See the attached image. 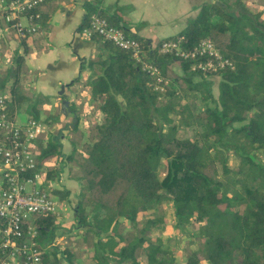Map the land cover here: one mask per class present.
Returning <instances> with one entry per match:
<instances>
[{
  "label": "trees",
  "instance_id": "trees-1",
  "mask_svg": "<svg viewBox=\"0 0 264 264\" xmlns=\"http://www.w3.org/2000/svg\"><path fill=\"white\" fill-rule=\"evenodd\" d=\"M97 11L124 30L113 16ZM178 36L184 37L187 48L210 38L232 66L215 72L195 70L194 61L160 52L161 42L139 38L146 58L170 78L161 93L155 90V78L135 63L129 51L95 36L101 52L90 61L93 73L84 84L102 113L101 121L80 132L77 116L67 128L79 140L67 155L63 129L36 146L38 169L64 155L70 174L78 168L81 198L76 226L96 239L82 254L68 241L62 249L54 244L44 251L45 264H81L84 257H92L96 264H176L167 240L160 236L166 232L165 216L145 215L159 210L164 201L172 203L176 227L195 228L192 235L199 248L191 250L186 264H264L263 12L252 10L244 0H211ZM26 53L27 49L16 50L8 66L0 67V93L10 95L8 111L14 118L25 98ZM46 99L35 96L36 103ZM197 100L203 108H196ZM36 106L30 116L41 119ZM193 128L190 136L178 134ZM226 153L235 155L237 167L229 166ZM237 174L244 181L224 180L236 179ZM51 192L61 194L60 201L69 194L55 188ZM110 193H116L113 205L102 200ZM86 194L89 204L84 203ZM56 220L55 215L37 217L40 244L54 243ZM125 222L131 225L128 233L121 229ZM154 232L158 235L153 237Z\"/></svg>",
  "mask_w": 264,
  "mask_h": 264
},
{
  "label": "crops",
  "instance_id": "crops-1",
  "mask_svg": "<svg viewBox=\"0 0 264 264\" xmlns=\"http://www.w3.org/2000/svg\"><path fill=\"white\" fill-rule=\"evenodd\" d=\"M210 1L49 0L36 10L40 14L37 20L38 31L25 39L18 36L13 29L5 30L3 22H0V67L8 66L7 62L16 50L23 53L24 49H27L22 91L25 96L28 95L31 102L28 106L23 101L20 105L23 107L22 111L28 118L32 106L37 105V110L44 116L43 119L48 117V122L44 121L46 132L36 143L48 139L53 130L63 129L66 135L61 142L63 152L67 155L72 150V140H79L78 135L68 131L69 124L78 116V128L80 132H86L102 119L101 111L92 101L90 87L84 84L93 73L90 61L97 59L101 51L98 49L99 40L96 37L85 38L82 29L88 25L90 16L98 13L97 9L106 16H113L127 34L157 44L182 34L189 21L198 15L203 4ZM244 1L252 10L262 11L264 15V0ZM19 20L24 25L30 23L25 16ZM81 76L84 78L82 81L72 84ZM63 85L66 97L60 94ZM216 89L218 91L217 85ZM37 94L48 99L36 103ZM66 99L68 104L64 102ZM72 108H75L76 112L72 113ZM57 114L59 119L54 120L53 117ZM44 167L47 174L51 169L55 170L53 175L47 176L46 182L50 188L69 191L66 201L61 202L65 204L66 212H72L74 203L80 199V184L71 176L66 156L50 159ZM74 218L76 219V215ZM64 221L67 223H63L62 227H68L66 229L70 234L76 235L79 231L76 225L74 230L72 225L69 227L70 219L67 215L62 216L55 231L60 244L64 238L60 237L62 231L59 227Z\"/></svg>",
  "mask_w": 264,
  "mask_h": 264
},
{
  "label": "built area",
  "instance_id": "built-area-1",
  "mask_svg": "<svg viewBox=\"0 0 264 264\" xmlns=\"http://www.w3.org/2000/svg\"><path fill=\"white\" fill-rule=\"evenodd\" d=\"M49 0H0V22L5 30H15L18 36L27 37L38 31L40 18L36 8ZM29 20L24 25L19 18ZM87 39L100 36L116 46L129 51L135 63L155 78V90L163 93L170 84L162 70L146 58L142 42L111 24L99 13L90 16L82 29ZM183 36L161 42L160 52L173 53L185 60H192L193 68L203 72H215L232 66L210 38L203 39L192 48L183 46ZM8 93H0V264H45L44 251L54 243L42 245L36 219L55 215L57 222L66 213L65 204L49 190L44 189L47 180L45 165L38 169L36 146L46 132V124L29 116L24 121L11 117L8 111ZM51 190V188H50Z\"/></svg>",
  "mask_w": 264,
  "mask_h": 264
},
{
  "label": "rangeland",
  "instance_id": "rangeland-1",
  "mask_svg": "<svg viewBox=\"0 0 264 264\" xmlns=\"http://www.w3.org/2000/svg\"><path fill=\"white\" fill-rule=\"evenodd\" d=\"M0 60L2 61V59H0ZM80 78H81L80 81L84 79L83 76H81ZM217 80L218 79L216 78L215 81H217ZM216 85H217L216 83H215V85H213V93H215L216 96H217L218 95L217 94L218 91H216L217 90L216 89ZM20 91H21V89H20ZM30 102H31V99L26 94L23 103L25 105L30 106ZM194 105L196 106L197 109L203 108V106H204V104L201 101H199V100L195 101ZM22 108L23 107L21 106L20 109H19V112H18V116H17L18 119H19V121H24V120L27 119V115H26L25 112L22 111ZM43 118H44V116H41V119L40 120L46 121ZM57 130H59V128L53 130V132H55ZM194 131H195L194 128L193 129H189V130H180L178 134H179V136H186V135L190 136V135H192V132H194ZM75 138H77V137H75ZM46 140L47 139H45V141H41L40 142V145L43 142H46ZM75 142H76L75 140H72V146H73V144ZM227 155L228 154L226 153V156ZM261 157H262L261 159L263 160L264 159V156L261 155ZM228 161H229V166L230 167H232V168L237 167V165H238V159L235 157L234 154L230 153L228 155ZM165 171H166V166L163 163V165L160 168V175L162 177L165 175ZM50 172L53 175L55 173V170L54 169H51ZM69 172H70V170H69ZM75 175H79V170H78V168H76V166L73 167V172H72L71 176L74 177L78 181V184H80V192H81V182L76 178ZM230 177L229 178H225L224 180L227 182L228 179H230L231 183H233V184L235 182L237 183L238 180L240 182L241 181H244V178L240 174H237V177L235 176L236 179L234 177H231V178ZM45 184L46 185L43 188L44 189H47V190H49L51 192L50 187H49V183L46 182ZM53 195L56 198L58 196L59 197L61 196V194L58 195V194H55V193ZM86 195L87 196L83 197V199L85 200L84 203L89 204V196H88V194H86ZM80 198H81V194H80ZM115 198H116V193H110L108 195L103 196L102 197V200L105 203L107 202L110 205L111 204L113 205L114 202H115ZM65 199H63V200L66 201ZM78 203H79V201L74 203L75 205L72 208L73 210H71L72 212H69L68 211V212H66L64 214V216L67 215L69 217L70 222L68 221V225H69V227H70V225H72L74 227L73 230L75 229V225H77V211H76V208L78 206ZM92 205L93 204L89 205L90 207L88 206V208H87V216L88 217L91 216L90 215L91 214V211L90 210H91V206ZM172 212H173L172 203L170 201H164L161 204L159 210H157L156 212H154V211H148V212L145 213V215L146 216H150V214L153 213V214L157 215L158 217H162V215L165 216L164 217V220H165L166 232L163 233V234H161L160 236H162L163 238H165L167 240V244L169 246L168 248L170 249L169 256H171V257H173V258L176 259V264H186L185 263L186 262V258L189 256L191 250L192 249L196 250V249L199 248L198 247V240L195 239L193 237V235H192L193 232H194V230H195V228L189 226V227H187L184 230L183 228L176 227L175 224H174L175 222H174V219H173V213ZM70 213H71V215H70ZM73 215H74V217L76 215V219L73 217ZM63 223L66 224L67 222H65V221L64 222H61L60 223V227H59L61 229V231H62L60 233V235H61L60 237H63L64 238V239H62V241H63L62 243L65 245L64 242L65 241L66 242L68 241V242H70V244L72 243L74 246L76 245L75 246V250H76L75 252H77V253L79 252V254H82L81 253L82 251H85V249H88L89 248V243H92L93 239L94 240L96 239V238H94L93 233L86 234L89 231H87V230L86 231H81V229H79V231H78V233L76 235L75 234L72 235V234H70V232L68 231V229H66L68 227H66V226L65 227H62V226H64ZM130 227H131V225L128 222H125V224L122 225L121 229H122L123 232L128 233L127 230H129ZM152 235L154 237V236H157L158 234L154 232V233H152ZM56 238L54 240V244H58L57 246L60 249H62L64 247V245L61 246L62 243L59 244L60 243V240H58ZM58 238H59V236H58ZM193 238H194V240H193ZM52 250H53V248L49 249L50 255H51V251ZM54 250H56V247L54 248ZM79 260L77 259V262L78 263L80 262ZM63 264H67V263L64 262ZM81 264H96V263H95V261L92 260V257H84V258L81 259ZM201 264H204V263H201Z\"/></svg>",
  "mask_w": 264,
  "mask_h": 264
},
{
  "label": "water",
  "instance_id": "water-1",
  "mask_svg": "<svg viewBox=\"0 0 264 264\" xmlns=\"http://www.w3.org/2000/svg\"><path fill=\"white\" fill-rule=\"evenodd\" d=\"M64 88H65V85L62 86V90H61V92H60V94H62V95H64ZM64 96L66 97V95H64ZM64 102H65L66 104L69 103L67 99L64 100Z\"/></svg>",
  "mask_w": 264,
  "mask_h": 264
}]
</instances>
